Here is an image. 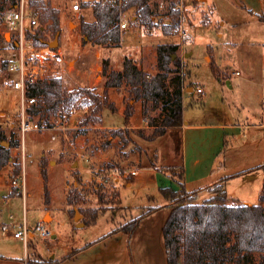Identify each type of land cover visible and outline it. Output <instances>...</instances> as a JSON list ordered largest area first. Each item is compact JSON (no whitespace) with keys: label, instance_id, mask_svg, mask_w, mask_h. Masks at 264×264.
<instances>
[{"label":"rangeland","instance_id":"obj_1","mask_svg":"<svg viewBox=\"0 0 264 264\" xmlns=\"http://www.w3.org/2000/svg\"><path fill=\"white\" fill-rule=\"evenodd\" d=\"M211 1L196 7L190 4L186 8L184 27L191 36L190 41V37L180 34L181 23L169 36L162 29L172 23L175 2L171 1L167 11L153 6L152 27L139 21L135 23L134 19L130 21L129 29L122 31V43L100 45L81 33L82 22L94 20L92 0H27L28 11L37 14L43 37L50 42L55 39L54 25L51 19L43 20L45 8L58 12L61 35L57 49L35 46L30 38L26 42L29 51L34 47L36 55L49 64L45 68L47 74L62 78L66 95L88 89L103 98L106 91L108 101L98 107L96 103L86 102V105L76 97L73 101L67 100L57 111L32 115L26 110V120L48 124L51 129L23 133L21 93L12 86L18 74L4 68L5 62L10 63L18 56V49L12 43L16 35L2 24L1 19L14 6L9 0H0V131L7 138L4 146L9 147V141L19 142L11 149L12 161L0 170V264H25L39 255L58 257L72 248L96 241L118 225L140 216L148 207L164 204L149 165L177 161L176 155L171 154L182 147V137L179 140L177 135L167 140L169 154L163 153L158 161L156 153L159 149L152 148L154 144L148 143V136L153 132V118L159 120L161 110H151L147 114L142 111L135 129L120 127L125 123L127 107L136 102L131 100L127 85L105 89L107 78L103 63L106 60L109 61V70L122 71L125 60L131 59L146 73L154 75L158 45L184 41L183 48L180 44L177 53L179 73L171 74L168 81L173 89L174 79L179 74L185 88L183 121L190 125L216 126L223 121L227 125L253 126L251 130L241 129L240 135L237 133L236 136L229 131L230 145L226 146L222 160L228 167L247 165L263 155L264 130L256 125L264 121V21L247 22V13L230 6H219L213 11ZM73 3L83 6L80 14L73 11ZM131 14L136 15L135 11ZM233 21L241 24H233ZM37 30L34 28L33 32H28L34 34ZM185 52L190 56L186 57ZM190 86L193 89L200 86L204 95L195 90L192 97L188 91ZM120 107L124 109L123 116L118 113ZM74 108L77 112L73 116ZM102 125L112 126L106 128ZM144 125L151 127L148 129ZM201 131H186L189 144L195 139L200 145H206L203 140H209V144L215 146L217 137L208 134L213 130ZM132 155L139 156L140 160L132 159ZM216 165L220 166V162ZM133 169L136 173L127 175V171L131 173ZM44 173L48 174L47 180L43 178ZM13 180L19 181V188L13 187ZM246 183L242 178L237 180L232 191L248 192L249 197L255 199L259 180L250 183L252 186ZM238 184L240 186L236 187ZM45 188L49 203L46 202ZM118 191L122 204L115 196ZM70 192L76 200L73 206L67 200ZM12 195L16 197L7 202ZM211 197L212 193H203L196 202L203 203ZM71 209L79 211L81 217L78 220L83 224V220H91L94 210L103 211L96 223L79 227L76 213L72 217ZM48 211L51 214L45 216ZM166 215L167 211H162L154 219L143 222L145 218L134 234L127 236L125 244L117 242V247L121 246L119 253L122 254V248L127 247L130 264H167L160 229ZM25 222L32 231L41 222L51 236L44 239L32 232L31 247L26 249L24 241L15 237V232ZM119 256L116 264L122 262V255ZM258 258L255 255L254 261Z\"/></svg>","mask_w":264,"mask_h":264},{"label":"trees","instance_id":"obj_2","mask_svg":"<svg viewBox=\"0 0 264 264\" xmlns=\"http://www.w3.org/2000/svg\"><path fill=\"white\" fill-rule=\"evenodd\" d=\"M10 5L17 4L18 0H9ZM89 3V2H86ZM95 21L92 23L83 21L81 33L89 41L100 45L120 44L122 32L118 25L119 10L102 2L92 3ZM126 9L135 11L136 21L149 28L153 26L154 9L150 0H128ZM46 15L43 18L53 21L54 38L59 33L58 12L45 8ZM172 23L163 26L164 33L169 36L181 23L180 12L172 9ZM264 21V15L261 16ZM44 31L38 28L37 32L27 33V38L33 39L35 46H48L50 41L43 37ZM16 47V43L13 41ZM180 45L178 43L160 44L157 47V72L150 75L142 70L137 63L126 59L122 71L109 70V61L103 63V71L106 75L105 89L129 87L130 98L134 102H143V112L147 114L151 110H161L160 119L153 118L154 130L148 139L154 141L165 135L170 128L180 127L183 124V90L180 75L174 79L173 89L168 83L171 74L178 72L180 61L178 56ZM10 63L5 62L4 68L9 69ZM27 97L37 98V103L28 108V113L39 114L42 111H57L62 104L73 101L76 97L82 99L86 105L96 103L106 105L108 95L105 91L100 98L88 89H79L66 95L63 89L61 77H53L29 83ZM102 99V102H101ZM134 113V106L130 105L125 111V122ZM0 170L12 161L11 149L18 146V141H9L10 146H4L7 138L0 131ZM120 135V134H119ZM259 169H264L261 166ZM180 185L179 190L172 187L160 188V193L167 201L165 206L148 207L140 216L118 225L109 234L119 232L132 236L141 222L148 216L162 208H168L169 214L163 224L162 232L165 243L167 264H264V181L259 201L252 204L237 203L231 200L226 192L225 180L209 188L213 197L203 203H197L198 191H189L184 183L183 168L164 169ZM43 178L48 179L44 173ZM121 203L120 192L115 195ZM74 194H68L67 200L70 206L75 205ZM45 198L48 202V191L45 188ZM232 202V203H230ZM235 202V203H234ZM103 210H94L91 220H83L85 225L97 222ZM82 215L84 212L80 209ZM72 217L76 210L71 209ZM31 247V242L28 243ZM39 255V254H38ZM255 255L258 260L254 261ZM51 259H44L40 255L37 259L31 258L26 264H51Z\"/></svg>","mask_w":264,"mask_h":264},{"label":"crops","instance_id":"obj_3","mask_svg":"<svg viewBox=\"0 0 264 264\" xmlns=\"http://www.w3.org/2000/svg\"><path fill=\"white\" fill-rule=\"evenodd\" d=\"M210 1L211 0H193V1L192 0H181V2L184 5V9L182 13L180 14L181 26L183 27L182 30L186 32V35L184 37H187V38L190 37L188 41L191 40V36L187 33L184 27V22L186 21L185 19L186 8L190 4H193L196 7L198 5H201L203 3H208ZM211 2H212L213 11H216V8L217 7L219 8V6H230L244 13H247L249 15L247 22L257 21V20L261 21L262 20L261 16L264 15V0H257V1L256 0H212ZM170 4H171V0H150V5L152 6V8L153 6H155V8L160 9V11L165 10V9L167 11ZM94 21H95V16H94L93 22ZM233 24L240 25L241 23H239L238 21H233ZM178 44L179 45L181 44V49H182L183 44H185V42L181 40ZM185 55L186 57L190 56V54L186 52H185ZM195 90L196 89H193L192 86L188 87V91L192 94V97H194ZM201 95H204V94H201ZM183 106H184V102H183ZM142 111H143V103H141V101L136 102L134 105V113L129 118L127 125L125 122L124 125L123 126L120 125V127L135 129L137 126V124L135 123L138 121L139 114L141 115L143 113ZM118 113H120L123 116L124 109L120 107ZM102 126L106 128H110V126L112 125L110 126L102 125ZM256 126L264 130V121H262L261 124H258ZM144 127H147L148 129H150L151 126L144 125ZM252 127L253 126H251L250 124H245L241 126L227 125L223 121H220V124L216 126L214 125H190L188 121L186 122L183 121L182 126L168 129L167 133L163 135L162 137L154 141H151V140L148 141V143L150 142L154 144V146L152 147L154 148V150H156L157 148L159 149L157 153L154 152L157 155L156 158L158 159V161H159V158L162 157L163 153L166 155L169 154L170 149H169V142L167 140L170 141L172 137L178 135V138L180 140V136H181L182 137L181 138L182 147L180 146L178 148L177 153L171 154V156L176 155V157L178 158L177 161L172 160L173 164L171 163L170 164H158L157 166H155V164L149 165L151 167L150 171L153 175L154 183L157 185L159 190L162 187H172L175 190H179L181 188L179 183L175 181L169 173H166L164 169L171 168V167L183 168L185 186L189 191L200 190L198 198L203 193L213 194V192L210 191L209 188L225 180L224 186H225V189H226V192L229 198L237 199L241 202V204L257 203L259 201V196L261 194L262 187H263V181H264V170L259 169L261 166H264V153L263 155H261L260 158L254 161H251L249 164L244 165V166L228 167L222 163V160H224L225 154H226L225 153L227 149L226 146L230 145L229 136L231 134L229 131H231L232 135L236 136L237 133L240 135L241 129L251 130ZM152 128L153 130L155 128L153 124H152ZM187 130H193V131L213 130V132L208 133V134H211L210 136L212 138L217 137V143L215 146H212L211 144H209V140H203V142L207 144L200 145L199 142L195 141L194 139L189 144L188 139L185 138V133ZM201 133L203 132L201 131ZM203 134H206V133H203ZM208 134L206 135V137H209ZM262 145L264 147V144ZM131 157L132 159H136L137 161L140 160L139 156L132 155ZM217 162H220V166L216 165ZM145 167H148V166H145ZM129 171H127V175L136 173L134 169L132 170L131 173ZM241 178L244 179V183L247 182L246 183L247 186H252L254 181H256L257 179L259 180V187L257 189L255 199H253V197L250 198L248 195V192L240 191V190H234V192L232 191L235 188V187L233 188V186L236 183V181ZM250 183L252 184L250 185ZM238 186H240V184H238L236 187ZM12 197L14 198L16 196L12 195L8 197L7 202H10L12 200ZM120 197H121V194H120ZM164 201L165 202L163 205H155V206L167 205V201L165 199ZM121 204H122V199H121ZM162 211L163 212L167 211V215L165 217V220H166L169 214V209L162 208L159 211L155 212L154 214L148 216L143 222L149 219H154L153 217L159 213H162ZM47 214H51V213L48 211L45 214V216ZM45 216L43 220L45 219ZM52 221H53V217H52ZM162 226L163 224L160 227L161 232H162ZM109 233L97 239L96 241H92L90 243H87L77 248H72L71 251L64 253L58 257L56 255H53L51 258H44V259H51L53 261V263L51 264H116V258L119 255H122L123 259L121 258L122 262L120 264H126L127 260H128V264H130L129 262L130 256L127 251V247L124 246L122 248L123 250L122 254L118 252V249L121 248V246L117 247L118 241H123L124 244L126 243V241L128 240L127 239L128 235L122 232L112 234V235ZM56 236L57 235H53V238H57ZM6 259L10 260L11 262L15 261L13 258H6Z\"/></svg>","mask_w":264,"mask_h":264},{"label":"built area","instance_id":"obj_4","mask_svg":"<svg viewBox=\"0 0 264 264\" xmlns=\"http://www.w3.org/2000/svg\"><path fill=\"white\" fill-rule=\"evenodd\" d=\"M26 1L27 0H22L21 3L17 2V4L13 8H11L8 12L4 13L1 16L2 24H4L12 33L16 35L14 42L16 43L15 48L18 49V56L10 62L8 70L9 72L18 74V78L13 82L12 86L14 89L19 90L21 93V104L23 111L21 130L23 133H26L30 130L47 131L51 129L48 124L40 125V123L38 122L33 123L29 119L26 120L25 112L26 110H28V108L35 105L38 101L37 98L27 97L26 93L28 84L39 80L53 78V76H49L47 74V70L45 69L49 66V64H45L44 59L39 58V56L36 55L34 47H32L30 51L26 47V42L30 40L27 38V32H33L32 30L34 28H39V20L37 14L33 13L32 11H28L26 7ZM171 1L176 2V4L173 5L172 9L182 13L184 5L181 0ZM97 2H102L112 8H117L119 10L118 25L121 32L129 29L130 19H136L135 14H131L132 11L126 9L128 0H92V3ZM82 7L83 6L81 5V3L72 4V9L77 14L81 13ZM180 34L182 36H185L186 32H184V30H181ZM53 73L56 75V72ZM182 90L183 92L185 91L183 85ZM196 91L198 94H204V91L201 87L197 86ZM75 109L76 108H74L72 111L73 116L77 112V110ZM12 185L16 188L20 187V183L17 180H13ZM32 232L44 239L51 236V233L46 230L44 224L39 223L32 231V229L25 222L24 224L19 226V230L15 232V237L22 239L25 243V247L28 248V243L31 239Z\"/></svg>","mask_w":264,"mask_h":264},{"label":"water","instance_id":"obj_5","mask_svg":"<svg viewBox=\"0 0 264 264\" xmlns=\"http://www.w3.org/2000/svg\"><path fill=\"white\" fill-rule=\"evenodd\" d=\"M59 37H60V34L58 33L55 37V39L51 42L48 43V46L52 49H57L59 47ZM5 145V143H3ZM78 217H81V214L79 213L78 210H76V216H75V220L76 222H78V226L79 227H83L85 224L81 223L79 220H78Z\"/></svg>","mask_w":264,"mask_h":264}]
</instances>
